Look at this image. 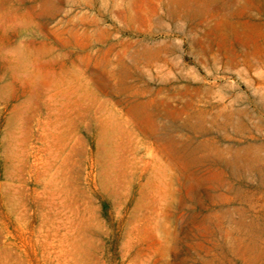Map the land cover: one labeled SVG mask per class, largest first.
<instances>
[{
  "label": "rangeland",
  "instance_id": "1",
  "mask_svg": "<svg viewBox=\"0 0 264 264\" xmlns=\"http://www.w3.org/2000/svg\"><path fill=\"white\" fill-rule=\"evenodd\" d=\"M0 56V264H264V0H0Z\"/></svg>",
  "mask_w": 264,
  "mask_h": 264
},
{
  "label": "bare ground",
  "instance_id": "2",
  "mask_svg": "<svg viewBox=\"0 0 264 264\" xmlns=\"http://www.w3.org/2000/svg\"><path fill=\"white\" fill-rule=\"evenodd\" d=\"M10 50V49H9ZM3 51V50H2ZM13 51V50H12ZM151 51V50H150ZM156 51V50H155ZM157 53H158V51H157ZM9 54H11V53H9ZM18 54V53H17ZM149 54V53H148ZM153 54V53H152ZM141 55H143V54H141ZM140 55V56H141ZM144 56H147L146 54L144 55ZM1 58L3 57V56H0ZM9 57V56H8ZM13 57V56H12ZM14 57H15V55H14ZM5 58V57H4ZM3 59V58H2ZM145 59V58H144ZM150 59V58H149ZM152 59V58H151ZM4 60V59H3ZM148 60V59H147ZM11 61V60H10ZM144 61V60H143ZM9 63V62H8ZM72 63V62H71ZM166 63V62H165ZM164 63V64H165ZM1 64V63H0ZM8 65V64H7ZM3 66V65H2ZM13 66V65H12ZM16 66V65H15ZM1 69V68H0ZM5 70H6V68H4ZM8 69V68H7ZM10 69V68H9ZM9 69H8V72H10L9 71ZM11 71H13L14 72V70H11ZM1 72H2V70H1ZM5 73V72H4ZM15 73V72H14ZM6 74H9V73H6ZM30 76V75H29ZM58 76V75H57ZM66 76V75H65ZM4 77H6V76H4ZM23 77V76H22ZM61 77V76H60ZM1 78V77H0ZM3 79V78H2ZM9 79V78H8ZM10 79H12V78H10ZM82 79V78H81ZM13 80V79H12ZM56 80V79H55ZM15 81V80H14ZM23 81V80H22ZM64 81H66V80H64ZM32 82V81H31ZM54 82V81H53ZM59 82H60V80H59ZM84 82V81H83ZM5 83V82H4ZM4 83H2L1 82V84L3 85ZM62 84V83H61ZM7 85V84H6ZM48 85V84H47ZM62 86V85H61ZM2 87V86H1ZM35 87V86H34ZM48 87V86H47ZM57 87H59V86H57ZM49 88V87H48ZM61 88V87H60ZM1 89V88H0ZM7 89V88H6ZM65 89V88H64ZM59 90V89H58ZM2 91V90H1ZM0 91V93H4V95H5V92L4 91H2L1 92ZM42 91H44V90H42ZM49 91V90H48ZM47 91V92H48ZM63 91V90H62ZM31 92V91H30ZM32 92H33V90H32ZM55 92V91H54ZM58 92V91H57ZM74 92V91H73ZM29 93V92H28ZM49 93V92H48ZM63 93V92H62ZM27 94V93H26ZM25 94V95H26ZM31 94V93H30ZM29 94V95H30ZM45 94V93H44ZM74 94H75V92H74ZM2 95V94H1ZM16 95V94H15ZM42 95H43V93H42ZM84 95V94H83ZM3 96V95H2ZM2 96H1V98H2ZM18 96V95H17ZM39 97H40V94L38 95ZM45 96V95H44ZM78 96V95H77ZM76 96V97H77ZM86 96V95H85ZM10 97V96H9ZM21 97H26V96H21ZM27 97H28V95H27ZM31 97V96H30ZM43 97V96H42ZM45 97H47V96H45ZM65 97H67V96H65ZM81 97V96H80ZM58 98V97H57ZM63 98H64V96H63ZM69 98V97H68ZM67 98V99H68ZM78 98V97H77ZM3 99V98H2ZM26 99H29V97L28 98H26ZM34 99V98H33ZM32 99V100H33ZM43 99V98H42ZM59 99V98H58ZM73 100H74V98H72ZM5 100H6V97H5ZM11 100V99H10ZM41 100V99H40ZM90 100V99H89ZM22 101V100H21ZM25 101V100H24ZM56 101V100H55ZM59 101V100H58ZM62 102V101H61ZM65 102V101H64ZM8 103V102H7ZM18 103V102H17ZM28 103H29V101H28ZM33 103V102H32ZM50 103V102H49ZM48 103V104H49ZM52 103V102H51ZM54 103V102H53ZM60 103V102H59ZM58 103V104H59ZM63 103V102H62ZM72 103H74V102H72ZM6 104V103H5ZM27 104V103H26ZM41 104V103H40ZM67 104V103H66ZM79 104V103H78ZM14 105V104H13ZM60 105V104H59ZM73 105H75V104H73ZM82 105V104H81ZM190 105V104H189ZM28 106V105H27ZM39 106V105H38ZM66 106H68V105H66ZM69 106H70V104H69ZM77 106V105H76ZM86 106V105H85ZM85 106H83L84 108H85ZM35 107V106H34ZM39 107H41V106H39ZM51 107H53V106H51ZM57 107V106H56ZM59 107V106H58ZM13 108V107H12ZM63 108V107H62ZM84 108H82V109H84ZM21 109V108H20ZM39 109H41V108H39ZM64 109H65V107H64ZM63 109V110H64ZM73 109V108H72ZM75 109H76V107H75ZM80 109V108H79ZM81 109V110H82ZM88 109V108H87ZM196 109V108H195ZM222 109V108H221ZM44 110V109H43ZM51 110V109H50ZM62 110V111H63ZM69 110V109H68ZM67 110V111H68ZM74 110V109H73ZM72 110V111H73ZM208 110V109H207ZM226 110V109H225ZM22 111V110H21ZM24 111V110H23ZM39 111V110H38ZM46 111V110H45ZM66 111V110H65ZM66 111V112H67ZM75 111V110H74ZM76 111H77V109H76ZM75 111V112H76ZM199 111V110H198ZM222 111V110H221ZM223 111H224V109H223ZM13 112V111H12ZM25 112V111H24ZM32 112V111H31ZM57 113V112H56ZM59 113H60V110H59ZM58 113V114H59ZM65 113V112H64ZM78 113H80V110H79V112ZM220 113V112H219ZM9 114H10V112H9ZM51 114H53V113H51ZM202 113H200V115H201ZM204 114V113H203ZM26 115V114H25ZM60 115V114H59ZM64 114H62L61 116H63ZM72 115H73V113H72ZM78 115H80V114H78ZM107 115V114H106ZM229 115V114H228ZM16 116V115H15ZM33 116V115H32ZM57 116V115H56ZM74 116V115H73ZM83 116V115H82ZM86 116V115H85ZM6 117V116H5ZM34 117V116H33ZM44 117V116H43ZM43 117H42V119H43ZM51 117V116H50ZM201 117H203L202 115H201ZM205 117V116H204ZM28 118V117H27ZM72 118V117H71ZM16 119V118H15ZM25 119V118H24ZM52 119H53V117H52ZM57 119V118H56ZM111 118H109V117H107L105 120H103L102 121V126H101V128H100V133H99V138H98V141H97V147H98V154L100 155V141L102 140V138H103V126L106 128V127H108V125H109V123L110 122H112L111 120H110ZM113 119V118H112ZM225 119V118H224ZM38 120V119H37ZM40 120V119H39ZM54 120H55V117H54ZM53 120V121H54ZM59 120V119H58ZM66 120V119H65ZM77 120V119H76ZM85 120V119H84ZM213 120V119H212ZM16 121V120H15ZM46 121V120H45ZM44 121V122H45ZM47 121H48V119H47ZM73 121V120H72ZM24 122V121H23ZM36 122V121H35ZM115 122V121H114ZM201 122V121H200ZM216 122V121H215ZM39 123V122H38ZM37 123V124H38ZM43 123V122H42ZM50 123H52V121L50 122ZM56 123V122H55ZM65 123V122H64ZM68 123V122H67ZM86 123V122H85ZM84 122H83V124H85ZM35 123H33V125H34ZM46 124V123H45ZM40 125V124H39ZM42 125L43 124H41V127H42ZM48 125V124H47ZM47 125H46V127H47ZM52 125V124H51ZM50 125V126H51ZM79 125V124H78ZM211 125V124H210ZM20 126V125H19ZM19 126H18V128H19ZM53 126H55V125H53ZM52 126V127H53ZM59 126V125H58ZM57 126V127H58ZM62 126V125H61ZM71 126V125H70ZM81 126V125H80ZM45 127V128H46ZM83 127V126H82ZM112 127V126H111ZM115 127V126H114ZM38 128V127H37ZM44 128V129H45ZM66 128H68V127H66ZM17 129V128H16ZM72 129V128H71ZM118 129V128H117ZM22 130V129H21ZM36 130H38V129H36ZM40 130H42V128L40 129ZM46 130V129H45ZM55 130V129H54ZM70 130V129H69ZM107 130V129H106ZM12 131H14V130H12ZM23 131V130H22ZM33 131H34V129H33ZM44 131V130H43ZM53 131V130H52ZM51 131V132H52ZM75 131V130H74ZM82 131V130H81ZM111 131H112V129H111ZM17 133H18V130L16 131ZM15 132V133H16ZM38 132V131H37ZM54 132H56V131H54ZM60 132V131H59ZM12 133V132H11ZM22 133V132H21ZM21 133H19L18 135H20ZM45 133V132H44ZM47 134H50L49 132H46ZM80 133V132H79ZM4 134V133H3ZM38 134H39V132H38ZM41 134H43L42 132H41ZM57 134H59V133H57ZM62 134V133H61ZM105 134V133H104ZM107 134H109L108 132H107ZM35 135H37V133L35 134ZM52 135V134H51ZM70 135V134H69ZM78 135V134H77ZM5 136V135H4ZM9 137V136H8ZM12 137V136H11ZM32 137V136H31ZM55 137V136H54ZM76 137V136H75ZM12 138H15V137H12ZM21 138V137H20ZM36 138V137H35ZM37 138H38V136H37ZM69 138V137H68ZM72 138V137H71ZM43 139H46V138H44L43 137ZM55 139V138H54ZM73 139V138H72ZM81 139H82V137H81ZM9 140V139H8ZM22 140V139H21ZM32 140V139H31ZM31 140H29V141H31ZM59 140V139H58ZM73 140H75V139H73ZM72 140V141H73ZM34 141V140H33ZM36 141H38V139H36ZM48 141V140H47ZM51 141V140H50ZM16 142V141H15ZM39 142H40V139H39ZM41 142H43V140L41 141ZM46 142V141H45ZM68 142V141H67ZM69 142H70V140H69ZM78 142H80V140L78 141L77 140V143ZM82 142V141H81ZM80 142V143H81ZM28 143V142H27ZM31 143V142H30ZM50 143V142H49ZM6 144V143H5ZM12 144H13V142H12ZM43 144H46V143H43ZM51 144H53L52 142H51ZM55 144H57V143H55ZM66 144H68V143H66ZM75 144H76V142H75ZM213 146H215V143L214 142H212L211 143ZM16 145H18V144H16ZM54 145V144H53ZM59 145V144H58ZM57 145V146H58ZM83 145V144H82ZM8 146H9V144H8ZM21 146V145H20ZM23 146V145H22ZM32 146V145H31ZM68 146V145H67ZM67 146L64 148V149H66L67 148ZM78 146H80V145H78ZM101 146H102V144H101ZM218 146V145H217ZM29 148H30V146H28ZM39 147V146H38ZM77 147V146H76ZM82 148H83V146H81ZM10 148V147H9ZM40 149H42L41 148V146L39 147ZM44 148V147H43ZM47 148V147H46ZM53 148V147H52ZM60 148V147H59ZM69 148V147H68ZM199 148V147H198ZM20 149V148H19ZM63 149V150H64ZM81 149V148H80ZM183 150H184V148H182ZM187 149H188V146H187ZM205 149V148H204ZM217 149V148H216ZM220 149V148H219ZM11 150V149H10ZM16 150V149H15ZM27 150V149H26ZM25 150V151H26ZM43 150V149H42ZM67 150H69V149H67ZM77 150V149H76ZM194 150V149H193ZM221 150V149H220ZM6 151H8V150H6ZM19 151V150H18ZM54 151V150H53ZM61 151V150H60ZM59 151V153H62V152H60ZM65 151V150H64ZM72 151V150H71ZM223 151V150H222ZM55 152V151H54ZM66 152V151H65ZM73 152V151H72ZM183 152V151H182ZM207 152V151H206ZM221 152V151H220ZM48 153V152H47ZM46 153V154H47ZM109 153V152H108ZM173 153V152H172ZM187 153V152H186ZM55 154V153H54ZM53 154V155H54ZM64 154V153H63ZM151 154V153H150ZM175 154V153H174ZM191 154V153H190ZM222 154H223V152H222ZM28 155V154H27ZM52 155V156H53ZM57 155V154H56ZM109 155V154H108ZM10 156V155H9ZM21 156V155H20ZM30 156V155H29ZM28 156V157H29ZM41 156H42V154H41ZM70 156V155H69ZM158 156V155H157ZM57 157V156H56ZM58 157H59V154H58ZM64 157H65V155H64ZM72 157V156H71ZM77 157V156H76ZM79 157H80V154H79ZM177 157H179V156H177ZM16 158V157H15ZM39 158H40V156H39ZM44 158V157H43ZM46 158V157H45ZM48 158V157H47ZM55 158V157H54ZM67 158H68V156H67ZM95 158V157H94ZM98 158V157H97ZM183 158V157H182ZM14 159V158H13ZM41 159V158H40ZM70 159V157L68 158V160ZM173 159V158H172ZM181 159V158H180ZM53 160V159H52ZM51 160V161H52ZM178 160V159H177ZM13 161H15V160H13ZM28 161V160H27ZM36 161V160H35ZM38 161V160H37ZM58 161H60V160H58ZM58 161H56V162H58ZM62 161V160H61ZM105 161V160H104ZM33 162V161H32ZM76 162V161H75ZM153 163H151L150 164V168H148L149 167V165H148V167H146V168H148L149 169V176H148V178H147V185L148 186H151L152 188H154V189H161V191L163 190V188H162V184L164 185L165 184V186H168L165 182H163V179H166L167 177H168V171H170L169 169H170V167L169 166H167V164H166V166L165 165H163V163H161L160 162V160H156L155 158H153V161H152ZM179 162V161H178ZM34 163H36V162H34ZM39 163H41V162H39ZM43 163V162H42ZM67 163V162H66ZM80 163V162H79ZM172 163V162H171ZM207 163V162H206ZM16 164V163H15ZM44 164V163H43ZM42 164V165H43ZM52 164V163H51ZM58 164V163H57ZM56 164V165H57ZM72 164H73V160H72ZM81 164V163H80ZM79 164V165H80ZM19 165V164H18ZM31 165V164H30ZM34 165H36V164H34ZM40 165V164H39ZM56 165H55V167H56ZM67 165L68 164H66V166L64 167V168H66L67 167ZM77 165V164H76ZM96 165V164H95ZM68 166H70V165H68ZM106 166H107V164H106ZM11 167V166H10ZM25 167V166H24ZM28 167V166H27ZM40 167H41V165H40ZM43 167V166H42ZM53 167V166H52ZM79 167V166H78ZM44 168V167H43ZM42 168V169H43ZM51 168V167H50ZM57 168V167H56ZM80 168H82V167H80ZM108 168V167H107ZM175 168H177L176 166H175ZM32 169V168H31ZM63 169V168H62ZM109 169V168H108ZM30 170V169H29ZM60 170V169H59ZM67 170H68V168H67ZM66 170V171H67ZM73 170H77V169H73ZM82 170V169H81ZM147 170V169H146ZM19 171V170H18ZM24 171V170H23ZM39 171V170H38ZM52 171V170H51ZM104 171H106V170H104ZM10 172V171H9ZM40 172H41V170H40ZM81 172V171H80ZM79 172V173H80ZM99 172H101V171H99ZM38 173V172H37ZM43 173V172H42ZM51 173V172H50ZM54 173V172H53ZM82 173V172H81ZM80 173V174H81ZM172 173V172H171ZM19 174V173H18ZM41 174V173H40ZM67 174V173H66ZM74 174V173H73ZM77 174V173H76ZM106 174V173H105ZM10 175H11V173H10ZM43 175V174H42ZM41 175V176H42ZM52 175V174H51ZM86 175V174H85ZM31 176V175H30ZM39 176V175H38ZM37 176V177H38ZM44 176V175H43ZM50 175H48V177H49ZM74 176V175H73ZM81 176V175H80ZM79 175H78V177H80ZM87 176V175H86ZM95 176V175H94ZM33 177V176H32ZM68 177V176H67ZM76 177V176H75ZM82 177V176H81ZM84 177V176H83ZM99 177V176H98ZM105 177H106V175H105ZM104 177V178H105ZM34 178V177H33ZM41 178V177H40ZM50 179V178H49ZM71 179H72V177H71ZM100 179V178H99ZM98 179V180H99ZM107 179V178H106ZM38 180V179H37ZM80 180V179H79ZM81 180H82V178H81ZM87 180V179H86ZM107 181V180H106ZM115 181V180H114ZM159 181V182H158ZM160 181H161V183H160ZM48 182V181H47ZM46 182V183H47ZM58 182V181H57ZM45 183V184H46ZM96 183V182H95ZM99 183H100V181H99ZM103 183V182H102ZM113 184V183H112ZM39 185V184H38ZM50 184H48V186H49ZM110 185V184H109ZM44 186V185H43ZM86 186H87V184H86ZM106 186H107V184H106ZM105 187V186H104ZM57 188V187H56ZM72 188V187H71ZM149 188V187H148ZM167 188V187H166ZM36 189V188H35ZM150 189V188H149ZM37 191V190H36ZM77 191H79V190H76V192ZM81 191V190H80ZM150 191V190H149ZM158 191V190H157ZM48 192V191H47ZM8 193V192H7ZM49 193V192H48ZM47 193V194H48ZM14 194V193H13ZM58 194V193H57ZM57 194H55V195H57ZM163 194H164V196H165V198H167L168 197V195H170V192L169 191H166V190H163ZM53 195V194H52ZM64 195H67V194H64ZM81 195H82V193H81ZM89 195V194H88ZM63 196V195H62ZM57 197V196H56ZM65 197V196H64ZM86 197H88V196H86ZM85 197V198H86ZM90 197V196H89ZM52 198V197H51ZM61 198H63V197H61ZM68 198V197H67ZM75 198H76V196H75ZM52 199H54V198H52ZM70 199H72V198H70ZM80 199V198H79ZM78 199V200H79ZM42 200V199H41ZM57 200V199H56ZM61 200V199H60ZM73 200V199H72ZM89 200H91V199H89ZM88 200V201H89ZM11 201V200H10ZM70 202V201H69ZM68 203V202H67ZM79 203H81V202H79ZM86 203V202H85ZM44 205V204H43ZM55 205V204H54ZM84 206H86V205H84ZM44 207V206H43ZM72 207V206H71ZM77 207V206H76ZM88 208V207H87ZM67 209H69L68 207H67ZM42 210V209H41ZM49 210V209H48ZM79 210V209H78ZM62 211H64V210H62ZM60 212H61V210H60ZM71 212V211H70ZM74 212V211H73ZM92 212V211H91ZM94 212V211H93ZM25 213V212H24ZM47 213V212H46ZM59 213V212H58ZM50 214V213H49ZM25 215H26V213H25ZM55 215H57V214H55ZM59 215H60V213H59ZM78 215V214H77ZM61 216V215H60ZM26 217V216H25ZM41 217V216H40ZM58 217V216H57ZM74 217V216H73ZM44 218V217H43ZM63 218H65V217H63ZM16 219H18V218H16ZM91 219V218H90ZM19 220V219H18ZM50 220V219H49ZM57 220H58V218H57ZM61 220V219H60ZM66 220V219H65ZM64 220V221H65ZM54 221H55V219H54ZM45 223V222H44ZM67 223H69V222H67ZM80 227V226H79ZM55 228V227H54ZM60 230V229H59ZM66 231V230H65ZM42 232V231H41ZM64 232V231H63ZM58 233V232H57ZM69 233V232H68ZM47 234V233H46ZM66 234V233H65ZM43 235V234H42ZM61 235V234H60ZM70 235V234H69ZM79 236V235H78ZM66 237V236H65ZM64 246H65V244H64ZM68 246V245H67ZM43 247V246H42ZM55 248V247H54ZM73 251V250H72ZM52 253V252H51ZM56 253V252H55ZM61 260V259H60ZM53 261V260H52Z\"/></svg>",
  "mask_w": 264,
  "mask_h": 264
}]
</instances>
